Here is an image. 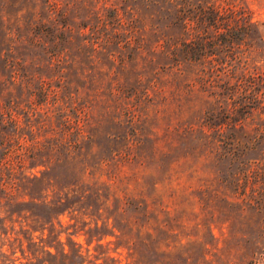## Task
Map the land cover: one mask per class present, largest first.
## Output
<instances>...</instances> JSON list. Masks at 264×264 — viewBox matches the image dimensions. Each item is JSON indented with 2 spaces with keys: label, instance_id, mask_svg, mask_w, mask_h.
<instances>
[{
  "label": "rangeland",
  "instance_id": "rangeland-1",
  "mask_svg": "<svg viewBox=\"0 0 264 264\" xmlns=\"http://www.w3.org/2000/svg\"><path fill=\"white\" fill-rule=\"evenodd\" d=\"M53 1L57 11L51 14L46 0H0V110L7 109L16 120L15 125L0 120V140L8 151L6 166L0 167V250L5 258L14 259L13 264H66L61 251L78 249L83 264H149L160 248L169 252L171 264H208L204 254L213 262L241 264L248 244L240 235L247 229L218 198L212 157L184 131L189 123L198 124L200 101L190 106L181 101L188 95L176 89L170 74L152 78L157 62L166 60L150 51L148 41L141 56L120 63L101 54L98 62H90L77 51V40H60L53 49L66 55L49 64L51 45L47 37L41 39V21L50 25L54 17L53 27L62 22L76 34V24L89 21L93 4ZM241 5L264 21V0ZM262 54L249 59V65L264 70ZM39 86L49 92L44 100L32 94ZM143 88L149 101L141 98ZM63 120L91 134L93 152L86 161L94 177L84 180L90 197L76 201L82 194L78 189L72 207L58 215L60 225L41 230V215L32 214L41 212V196H57L80 158L65 154L50 165L57 189L41 185V142L60 137L66 131ZM98 175L101 184L94 183ZM208 227L219 237L216 246L208 243ZM68 235L75 245L66 242Z\"/></svg>",
  "mask_w": 264,
  "mask_h": 264
},
{
  "label": "trees",
  "instance_id": "trees-1",
  "mask_svg": "<svg viewBox=\"0 0 264 264\" xmlns=\"http://www.w3.org/2000/svg\"><path fill=\"white\" fill-rule=\"evenodd\" d=\"M90 1L93 4L89 21L76 24V34L62 22L53 27L54 17L50 19V25L41 21V39L47 37L46 42L51 45L45 47L48 63L55 65L66 55L64 50L53 49L52 45L60 40L68 43L77 40V51L90 58V62H98L101 54L120 63L141 56L140 49L150 42V51L166 60L157 62L152 78L170 74L176 89L192 96L191 99L181 98V101L190 106L197 98L202 104L198 124L194 127L189 123L184 131L196 148L212 157L218 198L247 229L240 235L248 244L247 257L241 264H263L264 70L260 65H249V59L263 56L264 21L254 19L250 9L241 5L243 0ZM46 6L51 14L56 13L55 1L46 0ZM141 77L138 74V82ZM155 83L150 85L155 87ZM32 94L42 96L44 100L49 92L39 86ZM141 98L150 100L147 89H141ZM3 117L6 123L15 125L16 120L7 109L0 110L1 122ZM63 121L66 131L60 137H46L41 142V185L57 189L60 185L55 180V172L49 169L50 165L59 162L65 154L66 157L74 154V158L76 154L80 158L73 167L71 181L57 189V196L51 199L41 196V212L32 213L41 215V230L47 224L53 227L56 222L60 225L58 215L72 207L74 201L70 200L78 189L82 194L76 201L90 197L84 180L87 175L94 177L89 169L92 164L86 161L93 152L91 134H84L76 122L69 125L67 120ZM3 144L0 140V167L7 163L8 151ZM100 164H103L101 159L98 166ZM100 177L95 176L94 183H103ZM206 235L209 245L216 246L213 241L217 242L219 237L210 227ZM66 242L75 245L70 235ZM159 249L154 251L156 258L149 264H171L169 252ZM60 256L66 264L84 262L78 249L62 250ZM0 257L5 261L0 260V264L14 262V259L5 258L1 250ZM202 260L208 264H232L210 261L205 254Z\"/></svg>",
  "mask_w": 264,
  "mask_h": 264
}]
</instances>
